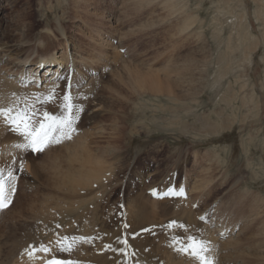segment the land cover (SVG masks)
<instances>
[{
    "label": "rangeland",
    "instance_id": "rangeland-1",
    "mask_svg": "<svg viewBox=\"0 0 264 264\" xmlns=\"http://www.w3.org/2000/svg\"><path fill=\"white\" fill-rule=\"evenodd\" d=\"M80 1L87 4L86 7L79 8L75 0H0V34L3 32L7 35L5 38L0 35V42L5 39L16 41L23 35L26 27L30 26L32 39L43 38L48 31L53 32L56 39L51 46L42 48L45 51L50 52L53 48L56 51H68L71 42H79L83 50L88 52L85 53L93 55L99 62L97 64L99 66H94L96 68H93L90 74L96 77L92 83V93L82 94L79 82L65 84L64 80L68 77L65 75L61 78L59 87L62 100L64 95L70 93L66 89L72 91L77 87V95L74 96L87 106L86 110L83 107L85 111L80 114L76 124L77 131L72 139L52 145L47 151L45 149L39 154L26 152L20 148L22 152H26L22 155L25 159L37 161V170L33 174L35 178L30 174L31 170L27 171L26 163L22 162L19 166L10 165L11 163L4 165L6 171H13L16 179L13 183L15 192L11 197V205L0 210V231L9 236L14 243L21 244L18 245V252L22 251L21 246L28 242H37L36 248H41L42 245L48 247L46 242L52 239L55 243L53 250L56 251L51 250L48 253H57L74 264H95L97 260L93 257L98 255L105 256L112 262L117 252L122 256L121 264L128 263L125 259L138 264L131 255L134 253V244L139 243V237L144 234H148L143 236H146V240L156 245H146L152 251L150 254L160 252L157 247L159 243L164 242L163 240L167 245L171 239V245L181 248L184 243H189V237L199 238L202 230L197 225H189L186 220L190 215L188 209L192 208L190 210H193L192 214H196L198 210L202 211L216 197L221 196L225 187L234 181L243 183L237 188L238 194H242L241 192L248 188L251 194L262 191L264 195V131L260 130L262 122L257 120L259 118L256 111L253 110L254 117L250 116L247 123L242 124L238 120L234 122L233 119H229V125L232 127L220 133L214 131L211 134L206 133L204 124L208 110L217 108L218 105L217 111L223 106L231 115L236 112L234 107H238L240 119H244L248 108L241 105L243 95L247 99L253 96L254 104L262 95L264 96V5H261L263 3L261 0H177L178 3L174 5L170 0ZM191 15L196 16L198 20L191 27L181 31L188 21L186 18ZM61 24L65 26L68 36H71L67 45L61 44L67 39L57 30ZM236 24L242 27L239 28ZM86 26L96 27L103 36L106 35L109 43L107 46L110 44L115 46L114 49L107 47L106 65L99 58L101 53L98 52V48L97 50L95 48L94 39L98 34H93ZM249 54L252 55L251 59ZM186 60L191 61L189 68L183 66ZM130 70L132 73L135 70L147 73L154 71L160 78L169 80L175 93L171 92V96L162 92L135 91L133 88L135 81L133 78L130 79L132 75ZM185 74L189 76V84L183 86L181 77ZM41 76L48 78L47 74H38L39 78ZM122 76L126 77L125 82L121 80ZM24 85L28 87L29 83L26 82ZM232 87L233 89H230ZM242 88L244 90H241ZM190 92L195 96L189 95ZM49 96L50 93L43 99H48ZM99 99L107 100L109 106L112 105L94 120L91 117L92 109ZM260 100L263 102V98ZM79 101L75 103L80 105ZM10 103L13 105L12 102L7 104L11 106ZM249 103V106L253 107L252 102ZM38 104L41 105L37 103L36 106H39ZM60 104L57 102L51 104L58 107L57 114L51 111L49 105L46 107L47 104L41 105L40 109L60 115L62 111ZM262 110L263 118L264 102ZM85 112L92 119H87ZM0 120L7 125L5 118L0 117ZM7 127L11 128L8 125ZM82 129L95 131L92 135L94 137L91 136L89 139L90 142L93 140L92 148L104 153L109 150L107 160L113 161L117 167L119 165V169L102 175L99 180L101 183L94 182L93 188L79 187L70 190L69 186L63 185L61 178L72 164L69 154L71 151L73 153V146L70 142ZM251 138H255L252 153L247 154L245 148ZM215 152L218 155H215ZM216 156L220 158L217 159ZM209 157L212 158L211 162L208 160ZM13 160V163L17 162L18 155ZM209 164H212L210 168L207 167ZM21 165L23 171H20ZM185 177L189 182L188 186L193 185L198 178L203 180L204 185H207L204 189L207 196L204 195V199L201 197L202 200L195 195L190 196L188 202L186 201L187 205L183 206L187 211L185 208L182 210L183 207L178 210L179 208L168 202L162 203L165 211L177 210L176 215L173 211V214L161 212L165 216L160 214L159 217L153 218L148 226L137 227L125 208L129 205L126 198L131 199L132 196L140 194V189L160 191L162 190L160 188L172 181L175 186L183 185ZM4 178L8 182L6 175ZM28 180L34 183L33 187L26 183ZM88 190L96 194H92L91 197ZM151 196L154 199H163ZM227 198L233 197L229 195ZM85 199H89V205ZM196 217H199L200 221L203 220L199 212ZM92 220H95V223ZM173 221L176 223L173 224ZM85 225L86 229L87 226L89 230L92 229V233L85 232ZM80 226L82 227L79 228ZM129 230L132 233L127 232ZM65 237L69 238V242L65 241ZM72 237L89 238V242H81L79 239L72 241ZM125 240L127 243H124ZM67 242L72 244L73 250L61 251V243ZM136 250L140 251V247L137 246ZM140 260L142 258L139 257L138 261ZM104 263L107 264L103 261Z\"/></svg>",
    "mask_w": 264,
    "mask_h": 264
},
{
    "label": "bare ground",
    "instance_id": "bare-ground-1",
    "mask_svg": "<svg viewBox=\"0 0 264 264\" xmlns=\"http://www.w3.org/2000/svg\"><path fill=\"white\" fill-rule=\"evenodd\" d=\"M75 1H76L75 3L77 4L76 6H79V8H84L87 5L80 0H75ZM261 1L263 2L261 5H264V0H261ZM88 2H89V0H88ZM170 2H172L174 5V4H176L177 0H170ZM170 2H169V4H171ZM86 11H89V10L86 9ZM234 15L235 14H233V16ZM191 16L186 18V20L188 19V21H186L185 24L183 23L184 26L182 27L181 31L186 30L189 26L191 27V25H194L196 23V21L198 20V18L196 16H195L196 18L194 16H192V17ZM59 19L61 20L62 18L60 17ZM234 20L236 21V19H234ZM227 21H229V20H227ZM62 24L60 27L58 26L57 30L60 33H62L65 36V38H67L61 44L65 43L67 45L69 43V39L71 36H68L67 31L65 29V26H63ZM236 26H238L239 28L242 27V26H240V24H236ZM86 29H91V31H93V34H98L97 35L98 37L95 36L96 38L94 39V42L96 44L95 48H96V50L98 48V52L101 53L99 55V58L106 65V63H108L107 47L108 48L112 47L114 49L115 46H113L111 44H110L111 46L110 45L107 46L109 43H108V40L105 38L106 35L103 36L102 35L103 33H100V31L98 29H96V27L86 26ZM0 35H2L5 38L6 34L5 33L3 34V32H2V34H0ZM53 35H54L53 32L48 31V33L43 35V38L38 39V37H34V39H32L30 37L31 36V29H30V26H28L24 30L23 35L20 36V38L17 39L16 41L14 39H12V40L5 39L4 41L2 40L0 42V50H1V54H3V55L0 54V105H3V106L6 105L5 107H7V105H8L7 103L12 102L13 104H15L17 101L22 102L24 98H27L28 101L31 103L34 100L35 96L43 94V97H45L47 94L50 93V96H52L54 94L56 98L53 99L51 103H49L45 106L47 107L49 105V108L52 109L51 111L54 114H57L59 112L58 107L56 105L51 106V104H55L56 102L62 103V101H63L62 98L60 97V87L59 86L61 85V82H62L61 78H63V76H65V75L68 77L64 80L65 84H67L68 82L76 83V81H77V82H79V84H81V86H80L81 89H79V90H82V94H88V93L93 92L91 90V88H92V83L95 81L94 79H96V77H93L94 74L92 76L90 74H91L92 69L96 68L94 66L99 64V62L93 57V55L89 56L88 54H86L88 52H86V50L85 51L83 50L84 48H83L82 44L79 42L78 43L71 42L70 43L71 44L70 50H68V51H66V50L65 51H59V50L56 51L54 48L50 49V52L45 51V49H42V48L47 47V45L51 46L53 44V41L56 39ZM213 37H214V35H213ZM38 40H41V41H38ZM95 44H93V46ZM202 47H204V46L202 45ZM99 48H100V50H99ZM205 48H207V47H205ZM218 56H220V55L218 54ZM226 57H228V54ZM251 57H252V55H250V59H251ZM197 62H200V61H197ZM190 65H191L190 60H186L185 63L183 64V66L187 67V68H189ZM98 66L99 65H97V67ZM210 66H212V64ZM216 66H218V65H216ZM64 68H66V70H64ZM70 71L72 72L71 75H70ZM130 73L132 74L130 79L133 78L135 81V82L132 81L133 82V88L135 89V91H139V90L142 91L143 90V91H150L152 93L162 92V93H167L168 95H171V96H172L171 92L175 93V91L172 90V87L170 85L169 80L160 78L154 71L147 73V71L143 72L140 70H135L132 73V71L130 70ZM38 74H44V75L47 74L48 78L45 79V77H43V76H41L39 78ZM223 74H224V72H223ZM188 77L189 76H187V74H185L184 76L181 77V80L183 79V81H182L183 86H185L186 84H189ZM124 79H126V77L122 76L121 80L123 82H125ZM27 81L29 83L28 87L26 85H24V84H26ZM39 82H40V85H39ZM229 86H230V83H229ZM76 88L77 87L73 88L72 91L66 89V91L71 93L72 97L74 98V102L79 101L78 98L76 96H74V94L77 95ZM230 89H233V87ZM241 90H244V89L242 88ZM75 91H76V93H75ZM140 91H139V93H140ZM190 91H192V90H190ZM188 94L192 96L194 93L190 92ZM244 94H246V92H244ZM193 96H195V95H193ZM90 98H91V96H90ZM260 98L261 99L263 98V102H264V96L262 95ZM260 98L259 99L257 98L258 100L254 104L253 103V101H254L253 96H251V97H249V99H247L245 97V95H243V103L241 105H243V107H245V108L246 107L248 108L247 113H246V118L244 117V119H240L238 107H234V109L236 110L234 115H231V113H228V109L226 107H223V106H220V111H217L219 108V105L217 108L215 107V108L209 109L207 114L205 115V123L204 124H205V127L207 129L206 133L211 134V132L213 133V131L216 133H220L221 131H223L227 128H231L232 126L229 125V119H233L234 122L238 120L242 124L247 123V120H249L250 116L254 117V115L252 113L253 110L256 111V116H257V118H259L257 120H260V122H262V124H260L261 125L260 130L263 132L264 131V117L262 118L263 102H261ZM191 99L193 100V98H191ZM259 100H260V104H259ZM249 102H252L253 107L249 106V104H250ZM88 103H89V101H88ZM41 105H44V104H41ZM41 105L37 106V108H40ZM89 105H90V103H89ZM78 106L85 107V110L87 109V106L83 105L81 102H80V105H78ZM110 106L107 103V100L99 99L98 102L96 103V105H94V107L92 109L91 117L94 120H96L97 118H99L101 116V113L104 111H107V108H110ZM8 107H9V105H8ZM88 110H90V109H88ZM191 110L193 111V108H191ZM86 116H87V119H89V120L92 119L91 117H89L87 115V113H86ZM228 116H229V118H228ZM83 119H84V117H83ZM1 122L2 121L0 120V169H4V174L7 176L8 170L6 171L7 168L5 169L4 165L6 166V165H9L11 163L10 165L16 164L15 166H17V165L19 166L20 163L23 162V163H26L25 165H26L27 171L31 170L32 172L30 174L34 177L33 174L37 170V161H35V159H33V160L32 159L29 160L27 158L25 159L22 156L23 153L25 154L27 151L22 152V150L20 148L16 147L17 144L22 143V138L17 133L13 132L10 127H7V125L5 126L4 123L3 122L1 123ZM102 123H103V121H102ZM94 134H95V131L90 132V131L82 129V130H79V134L77 135V137L73 141L70 142V145L72 143V146H73V148H72L73 153L71 151L69 154L70 155V162L72 164H71L70 169L68 171H66V173L64 171V175L61 178L63 180V185L65 184V185L69 186L70 190L71 189L76 190L74 188H79V187H87V188L91 187V188H93V183L98 182L101 179L102 175H107L106 173H108V171H111V170L113 171L115 169H119V165L117 167V165L113 161L107 160L106 156H107V154H109V150H107V153H104V152H101L99 150L92 148L91 144H92L93 140L90 142L89 139ZM92 137H94V136H92ZM253 140H255V138H251L249 145L245 148V152L247 154L252 153V144L254 142ZM47 149H46V151H47ZM108 149H109V146H108ZM36 154H39V153H36ZM114 154H116V153H114ZM16 155H18V160H17V162L13 163V161H14L13 159L15 158ZM215 155H218L217 152H215ZM216 158H217V156H216ZM218 158H220V157L218 156ZM208 160L211 162L212 158L209 157ZM55 162H58V161H55ZM216 163H217V161H216ZM211 165L212 164H209V166H207V167L210 168ZM56 168H58V166ZM226 168H228V167H226ZM204 171H206V170H204ZM209 171H210V169H209ZM206 173H208V171ZM206 173H203V174H206ZM208 179H210V178H208ZM52 180H54V179H52ZM202 181L203 180L198 178L197 180H195L194 183L192 182L193 185L188 186L189 182L187 180V177H185L184 183H182L183 185H180V186L184 187L187 190L188 195L186 198H183V197H177V198L164 197L162 200L152 198L151 195H153V197L156 196L157 198H161L160 194L164 193L168 187H170L172 185L175 186V184H173V181L170 184L164 185L162 188H160L162 190L157 191V192L155 190L153 191L152 189L147 190V188L146 189H140L141 190L140 194L132 196L131 199L129 197L126 198L128 200L129 205L128 206L126 205L127 207H125V208H127L128 212L133 217L130 219H133V221L137 227L142 228V226L143 227L145 225L148 226V224H150L153 221V218H155L156 216L159 217L160 214L164 215L165 213H172V211H173L172 209H170V210H172L171 212L168 209H166V211H165V209L163 207L164 204L161 205L162 203H166V204H167V202L171 203L172 206H176L177 209L179 208L178 210H181V208L183 206H185V204L188 202L187 200H189L190 196H192V195H195L200 200H202V198L204 199V195L207 196V193L204 190L205 187H207V185H204V182H202ZM8 183L12 184L14 186V184H13L14 181H12V183H11V181L8 180ZM26 183H28L30 185V187H33V184H34L33 182L28 180ZM240 183L238 180L234 181L231 185L227 186L228 188L225 187V190L221 196L216 197L202 211L198 210L200 218L203 217L202 221H200V219H198L199 217H196V214L198 212L197 213L195 212L196 214H192L193 210L190 211L192 208L191 207L189 208L190 205H188V208H189L188 213H190V215L186 218V220L188 221L189 225L190 224L197 225V227H199L202 230L201 234H199V236L200 235L201 236L197 239L209 242V246L212 249V252L210 253V258H215L216 264H264V195L262 194V191H257L255 194H251V190L249 191L248 188H245L244 191L241 192L242 194H238L237 188L239 185L241 186L243 184V183L242 184H240ZM23 185H25V183H23ZM94 186H96V185H94ZM180 186H178V187H180ZM100 188H102V187H100ZM22 191H24V190H22ZM87 192H88L89 196H91L92 194H96V192L94 193V192H91L90 190H88ZM202 193H204V194H202ZM250 194L252 195V197L249 196ZM229 195H231L233 198H227ZM51 196H53V195H51ZM85 196H86V194H85ZM91 197H89V199L93 200V198H91ZM79 198H81V197H79ZM42 199H44V198H42ZM89 199H85V202L87 204L89 203ZM17 200H19V198ZM96 201H97V199H96ZM56 202H57V200H56ZM80 203H82V202H80ZM87 204H84V205H87ZM81 206H82V204H81ZM63 208L64 207H62V209ZM184 208L185 207H183L182 210H184ZM124 209H123V212H124ZM185 210H186V208H185ZM175 211H177V210H175ZM175 211H173L174 214H175ZM161 212H163L164 214H162ZM88 215H89V213H88ZM127 216H128V214H127ZM131 216H129V217H131ZM177 217H179V216H177ZM86 218H87V216H86ZM161 219H162V217H161ZM186 220H184V221L187 222ZM125 221L128 222L127 220H125ZM92 222L95 223V220H92ZM99 223H101V222L99 221ZM99 223H97V224H99ZM129 224H131V223H129ZM154 224H156V223H154ZM183 224H184V222H183ZM140 225H142V226H140ZM95 226H96V224H95ZM155 226H157V225H155ZM81 227L82 226H80L79 228H81ZM129 227H131V226H129ZM149 227H150V225H149ZM82 229H81V231H83ZM122 229H123V227H122ZM91 231H92V229L89 230L88 226L86 229V225H85V232H91ZM127 232L132 233V231H130V230ZM131 233H128V234H131ZM171 233H172V231H171ZM198 233H199V231H198ZM78 234H79V232H78ZM175 234H176V232L173 235H175ZM11 235H12V233H11ZM38 235H39V233H38ZM144 235H148V234H144ZM166 235H168V234L166 233ZM173 235H171V236H173ZM143 236H140L138 239L142 244L140 242L139 243L134 242L135 243L134 248H133L134 253L131 255V258L134 260H137L138 264H199V261L197 259H195L191 255H189L188 253L181 251L180 249L182 247L178 248L177 246H175L173 244L171 245V239L170 240L168 239L169 240L168 241L166 238V240L168 241L167 245H166L165 240H163L165 238V236H163V235L162 236L164 238L162 237V240L164 242L162 244L159 243L158 247H157L160 250V252L158 251L156 253L154 252L155 254H150V252H152V251H150V249H148L146 247V245L153 244V243H151L149 240H146V238H145L146 236L145 237H143ZM176 237L178 238V236H176ZM77 239H79V238H77ZM162 240H161V242H162ZM44 241L46 242V240H44ZM68 242H69V240H68ZM36 243L37 242H30V243L28 242V244L25 243L24 245H26V246L23 247L24 245H22L21 246L22 251L18 252L17 251L19 249L18 245H21V244L14 243L9 236L5 235L3 232L0 231V255H1V259H2V262L0 264H21L22 262H26V264H43V262H45V261H47L53 257L65 259V258L59 256L57 253H51L49 255H44L41 251L37 252L35 255H33L32 250H33V248L36 247L35 246ZM37 245H38V243H37ZM46 245H48V247L52 251H54L53 248L55 247V243L52 239L48 240L46 242ZM137 246L140 247V251L136 250ZM141 246L143 247V249ZM148 246H150V245H148ZM154 246H156V245H154ZM28 248H30V249L27 250ZM157 248L155 247V249H157ZM55 251H56V249H55ZM125 251H126V249H125ZM146 251H148V252H146ZM127 256H128V254H127ZM7 257H9V258L6 259ZM128 257H127V259H128ZM139 257L142 258V260L138 261ZM38 258H42V259L38 260ZM93 259L97 260V261H95L96 263L94 262L95 264H103V261H105L107 264H121L122 256H121V254H118V252H117L115 254V258L113 259L112 262L109 261V258L106 259L105 256H99V255L96 257H93ZM125 261H128L127 264H134L133 262H130L129 259L128 260L125 259Z\"/></svg>",
    "mask_w": 264,
    "mask_h": 264
},
{
    "label": "snow or ice",
    "instance_id": "snow-or-ice-1",
    "mask_svg": "<svg viewBox=\"0 0 264 264\" xmlns=\"http://www.w3.org/2000/svg\"><path fill=\"white\" fill-rule=\"evenodd\" d=\"M55 98L53 94L48 99H43V94H40L35 96L31 103L27 98H24L22 102L17 101L9 107H0V117L5 118L12 131L22 138V143L17 144V148L33 153H42L52 145L61 144L65 140L72 139L77 131L76 124L84 109L74 102L71 93L63 96V101L60 104L62 109L60 115H54L46 110L42 111L36 106L37 103L49 104ZM20 171H23L22 165ZM4 176V170L0 169V210L6 209L11 204V197L15 192V187L6 181ZM7 177L10 181L16 179L12 170L8 171ZM172 223L175 224L176 222L173 221ZM64 239L67 241L69 238L65 237ZM76 239V237L71 238L72 241ZM79 239L81 242H89V238L80 237ZM188 239L189 243L181 248V251L188 252L189 255L199 261V264H216L215 258H210L212 249L209 242L198 240L195 237H189ZM124 243H127V241L125 240ZM41 250L44 252L51 251L50 248L43 245ZM60 250L71 252L73 250L72 244L61 243ZM48 264H74V262L54 258L48 261Z\"/></svg>",
    "mask_w": 264,
    "mask_h": 264
}]
</instances>
